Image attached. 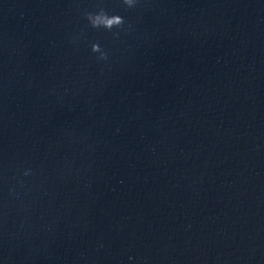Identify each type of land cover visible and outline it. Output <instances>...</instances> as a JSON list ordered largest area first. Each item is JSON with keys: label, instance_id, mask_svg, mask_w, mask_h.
Segmentation results:
<instances>
[{"label": "water", "instance_id": "water-1", "mask_svg": "<svg viewBox=\"0 0 264 264\" xmlns=\"http://www.w3.org/2000/svg\"><path fill=\"white\" fill-rule=\"evenodd\" d=\"M0 264H264V0H0Z\"/></svg>", "mask_w": 264, "mask_h": 264}, {"label": "clouds", "instance_id": "clouds-1", "mask_svg": "<svg viewBox=\"0 0 264 264\" xmlns=\"http://www.w3.org/2000/svg\"><path fill=\"white\" fill-rule=\"evenodd\" d=\"M121 3L126 8H133L137 4V0H121ZM85 19L92 29H103L107 32H111L113 29L119 30L125 24L123 17L115 14L109 15L103 7H98V10L94 13H85ZM91 51L92 53H98V58L101 60L107 58L106 53L97 43L92 44ZM24 174L28 175L27 172Z\"/></svg>", "mask_w": 264, "mask_h": 264}]
</instances>
